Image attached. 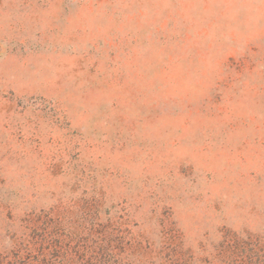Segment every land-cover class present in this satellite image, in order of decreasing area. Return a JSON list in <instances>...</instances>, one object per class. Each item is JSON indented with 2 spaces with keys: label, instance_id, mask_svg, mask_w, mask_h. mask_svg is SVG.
<instances>
[{
  "label": "rangeland",
  "instance_id": "obj_1",
  "mask_svg": "<svg viewBox=\"0 0 264 264\" xmlns=\"http://www.w3.org/2000/svg\"><path fill=\"white\" fill-rule=\"evenodd\" d=\"M0 264H264V0H0Z\"/></svg>",
  "mask_w": 264,
  "mask_h": 264
}]
</instances>
